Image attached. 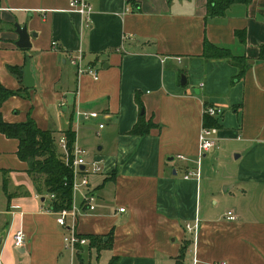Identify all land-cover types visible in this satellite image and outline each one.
<instances>
[{"label": "crops", "instance_id": "1", "mask_svg": "<svg viewBox=\"0 0 264 264\" xmlns=\"http://www.w3.org/2000/svg\"><path fill=\"white\" fill-rule=\"evenodd\" d=\"M70 1L0 0V85L20 91L26 59L34 80L0 113L6 123L30 116L55 140L72 131L89 159L103 161L89 178L95 209L75 222L87 242L74 255L64 248L49 197L16 156L17 141L0 134V264H264V0L214 18L206 0H87L88 18ZM15 23L26 25L29 49L14 45ZM204 41L240 61L202 58ZM78 49L97 81L77 79L68 64ZM203 103L223 109L218 148L203 154L198 180H185ZM142 115L154 127L130 135ZM196 220L193 236L185 226Z\"/></svg>", "mask_w": 264, "mask_h": 264}, {"label": "trees", "instance_id": "2", "mask_svg": "<svg viewBox=\"0 0 264 264\" xmlns=\"http://www.w3.org/2000/svg\"><path fill=\"white\" fill-rule=\"evenodd\" d=\"M252 1L206 0V17L214 18L224 16L226 10L231 5H248ZM263 56L264 46L260 48V58L263 59ZM202 58L206 60L228 59L235 64L240 61V59L233 57L228 49L217 47L207 41H204L203 44ZM10 70L17 74L16 69L11 68ZM21 91H26V89L22 87L20 91H9L0 85V108L7 99L18 95ZM202 124L206 127H212L216 126L217 122L209 117H205ZM152 127L154 125L150 121L146 122L142 115L132 127L129 134L133 136H144L149 133ZM0 134L8 139L17 141L16 156L20 161L28 163V174L31 176L38 192H43L42 196H53V199H49V209L53 212L69 209L72 204V170L69 163L57 151L53 133L39 129L30 116L20 123H6L3 121L0 113ZM63 135L67 141L66 146L69 159L71 160V151L75 136L72 131H67ZM185 250L186 246L181 248L180 259L185 257ZM115 261L116 259L112 258L109 264H115ZM176 264H181V261L176 262Z\"/></svg>", "mask_w": 264, "mask_h": 264}, {"label": "built area", "instance_id": "3", "mask_svg": "<svg viewBox=\"0 0 264 264\" xmlns=\"http://www.w3.org/2000/svg\"><path fill=\"white\" fill-rule=\"evenodd\" d=\"M71 11L78 13L83 18H88L91 13V7L87 0H71L69 3ZM57 43H51V49H57ZM68 64L74 69L77 79L82 76L91 77L94 81L98 80V72L91 66L83 65V52L78 49L76 52L67 54ZM85 118L93 117V114H83ZM223 115V109L218 105H210L203 103L201 108L202 123L205 117H209L217 122L216 126L206 127L203 126L200 129L198 136V151L196 160V169L187 170L183 176V179H199L200 176V161L203 154L209 153L215 148H218V123ZM103 126L99 125L101 129ZM67 141L64 135H60L55 140V145L59 153L64 157V160L69 163L72 170V204L69 209L60 210L53 212L48 209L51 213L58 227L65 231L63 237L64 248L69 251L71 255L77 252V248L87 242V239L79 237L75 233V222L78 216L82 213L92 212L95 209L96 196L93 191L89 189V178L93 175H99L103 172V161L100 159H89L88 153L81 148L76 139H74L71 151V160L69 159V153L67 150ZM180 161H187V158L182 155L176 157ZM83 167V169H80ZM84 190L81 195V205L78 207L73 202V195ZM49 199H53L50 196ZM119 213L124 212V208L118 209ZM225 218L228 221H233L234 217L231 212L225 214ZM186 231L196 236L199 230V222L196 220L193 224H186ZM13 247L20 249L24 246L25 235L21 230H17L13 233ZM225 264V263H220Z\"/></svg>", "mask_w": 264, "mask_h": 264}, {"label": "water", "instance_id": "4", "mask_svg": "<svg viewBox=\"0 0 264 264\" xmlns=\"http://www.w3.org/2000/svg\"><path fill=\"white\" fill-rule=\"evenodd\" d=\"M14 32L18 36V40L14 43V45L18 49H29L31 47L30 35L27 31L26 25L20 26L18 23H15ZM185 83H186V79L184 76L181 75L180 85L184 86ZM22 85L25 89H31L34 87V80L31 75L30 62L28 59H26L24 67L22 69ZM141 113L143 114V111H141ZM80 169H83V167H81ZM2 241H3V236H0V247H1Z\"/></svg>", "mask_w": 264, "mask_h": 264}, {"label": "rangeland", "instance_id": "5", "mask_svg": "<svg viewBox=\"0 0 264 264\" xmlns=\"http://www.w3.org/2000/svg\"><path fill=\"white\" fill-rule=\"evenodd\" d=\"M58 151V149H57ZM59 152V151H58ZM215 165L214 164H211V167H214ZM80 200V196H79V193H77L76 195H73V202L75 203L76 202H79Z\"/></svg>", "mask_w": 264, "mask_h": 264}]
</instances>
